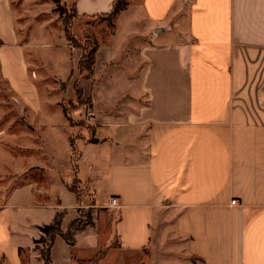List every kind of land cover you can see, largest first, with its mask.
<instances>
[{
    "label": "crops",
    "instance_id": "1",
    "mask_svg": "<svg viewBox=\"0 0 264 264\" xmlns=\"http://www.w3.org/2000/svg\"><path fill=\"white\" fill-rule=\"evenodd\" d=\"M60 1L91 29L115 0ZM53 24L0 0V83L29 129L15 156L0 147L2 264H44L41 228L60 216L67 233L82 208L92 224L73 245L55 236L50 264H264V0H128L111 26L96 22L93 75L81 80L91 139L72 141L56 94L74 66Z\"/></svg>",
    "mask_w": 264,
    "mask_h": 264
},
{
    "label": "rangeland",
    "instance_id": "2",
    "mask_svg": "<svg viewBox=\"0 0 264 264\" xmlns=\"http://www.w3.org/2000/svg\"><path fill=\"white\" fill-rule=\"evenodd\" d=\"M13 8L22 16V18H34L38 20L43 19H51L55 21V24L53 26L56 28L58 25L57 23L60 22L62 24V19L59 17V14L54 11L55 5L50 0H11ZM65 7V6H64ZM66 15L69 17V22L71 23V35L75 38V42H69L65 35L67 50L69 52V56L71 59V62H73L74 70L71 73L70 77L67 78L64 82H60L58 80H55V88H56V94L62 95L64 100V107L66 109L67 114L70 117L71 121V128H74V132L72 134V141L73 139L82 138L85 136V138L91 139L92 137V128L94 127V112L91 106L87 103V97L90 96V85L89 83H82L81 79L86 75L85 72L79 73L76 69L77 63L80 59L87 60L88 59V52L92 48V39H95L93 36L90 35V32H94L95 30V23L96 22H104L105 25L109 26V22L105 21L101 18H95L91 19L90 27H85V23L83 19H80L78 16L72 17V8H66ZM62 31H63V25ZM54 28V29H55ZM90 30V31H89ZM64 33V32H63ZM89 39L88 42L85 41V39ZM68 64L65 61H58L57 62H51L52 69L54 70L56 75L63 76L68 69ZM123 91L119 89L118 92H114L117 94H121ZM103 93L99 91L96 93V97L99 99L101 98V101H105L102 95ZM101 101H98V104L95 105V108L100 110H107L108 106L102 104ZM14 100L12 95L9 93L8 90H5L3 88V85L0 83V133L2 135V138L0 139V147L6 151L7 153H10L11 155L15 156L16 151H19L17 149L15 144V138L17 135L20 136L21 131H29L28 128H26V124L22 123L20 120H17L16 113H15V106H14ZM127 101L122 102L120 104L119 112L124 113L128 111V108L126 106ZM88 112L93 113V120L88 122L85 118L86 114ZM23 128V129H22ZM73 148V146H72ZM77 152L73 148L72 150V169L74 170V163L77 159ZM7 172L10 170L9 167H7ZM7 178H12V175H7ZM4 176L1 171L0 166V182L3 181ZM27 179H35L36 181H39L40 173L37 171H30L28 173ZM12 185L21 183V180H11ZM70 187L73 189L75 194H79V187L77 182H73ZM111 209H100L96 210L97 213L105 214V216L108 214V212ZM115 212V210H112ZM93 214H95V210H92L90 208H82L79 210L77 220L80 222V224H92L93 221ZM115 216V215H114ZM113 220H116V217L113 218ZM109 222L110 220H106ZM112 221V220H111ZM107 229H110V225L106 226ZM44 241H40L39 248L41 251L45 252L47 246H48V238L43 234ZM112 245H116L115 241H112ZM102 251L101 253H103ZM0 264H2V261L0 259Z\"/></svg>",
    "mask_w": 264,
    "mask_h": 264
},
{
    "label": "trees",
    "instance_id": "3",
    "mask_svg": "<svg viewBox=\"0 0 264 264\" xmlns=\"http://www.w3.org/2000/svg\"><path fill=\"white\" fill-rule=\"evenodd\" d=\"M50 1L55 5L54 11L56 13H58L59 17L62 19L63 32H64L66 39L69 42H72V43L75 42V38L70 33L71 32V23L69 22V17H67V15H66V9H65L64 5L61 3L60 0H50ZM127 3H128V0H115L113 2L111 11L108 14H106L104 16H99L97 18H101L105 21H108L109 25L111 26L116 15L118 13H120L122 10H124V8L127 6ZM72 13H73L72 17L77 16L76 12L73 9H72ZM88 40L89 39H87V38L85 39L86 42H88ZM90 41H92V48L88 52V59L87 60L80 59L77 63V66H76V69L80 74L83 72L86 73V75L81 80L90 79L93 75L92 67L94 64V55L97 51L98 44H97V41L95 39H92ZM87 103H89L88 99H87ZM63 111H64V115H65L66 119L71 124L70 117L67 114L65 107H64ZM70 190L73 191V189L71 187H70ZM60 223H61V218H60V216H57L51 225L41 228L42 233L45 234V236L48 238V246H47L45 252L41 251V256H42V259L44 261V264H50L49 248H50V245L53 242V239L55 236H60L64 239V241L67 244L73 245L75 234L82 231L87 225H89L87 223L82 225V224H80V222L77 219H75L71 223L68 232L62 233L60 231ZM40 241L43 242L44 239L42 238ZM101 255L102 254L100 252L97 255V258H99Z\"/></svg>",
    "mask_w": 264,
    "mask_h": 264
},
{
    "label": "built area",
    "instance_id": "4",
    "mask_svg": "<svg viewBox=\"0 0 264 264\" xmlns=\"http://www.w3.org/2000/svg\"><path fill=\"white\" fill-rule=\"evenodd\" d=\"M85 117H86L85 119H86L88 122H90V121L93 120V117H94V116H93V113L88 112V113L86 114ZM110 204H111L112 207H116V206L118 205L117 200H116L115 198H112V199H111ZM236 204H237L236 201H231V205H236Z\"/></svg>",
    "mask_w": 264,
    "mask_h": 264
}]
</instances>
